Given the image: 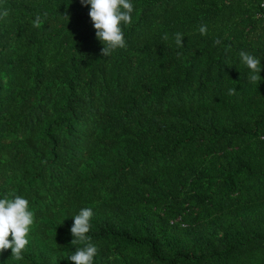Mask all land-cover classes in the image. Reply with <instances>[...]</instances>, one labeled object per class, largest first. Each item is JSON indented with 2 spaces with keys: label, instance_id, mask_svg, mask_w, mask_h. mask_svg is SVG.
<instances>
[{
  "label": "trees",
  "instance_id": "obj_1",
  "mask_svg": "<svg viewBox=\"0 0 264 264\" xmlns=\"http://www.w3.org/2000/svg\"><path fill=\"white\" fill-rule=\"evenodd\" d=\"M131 3L103 57L90 5L0 0V199L34 214L1 264H74L85 207L93 264H264V68L239 56L264 65V0Z\"/></svg>",
  "mask_w": 264,
  "mask_h": 264
},
{
  "label": "clouds",
  "instance_id": "obj_2",
  "mask_svg": "<svg viewBox=\"0 0 264 264\" xmlns=\"http://www.w3.org/2000/svg\"><path fill=\"white\" fill-rule=\"evenodd\" d=\"M82 5H90L89 16L96 30L97 39L104 45L101 49L103 57L112 55L118 48L127 47L123 26L132 22L134 5L131 0H80ZM9 12L5 9L0 17H8ZM68 22L70 16L67 13L61 14ZM40 17L37 16L33 26H40ZM198 31L201 35H207V26L200 25ZM184 34L174 33V41L177 46L183 47ZM168 34L163 36L168 40ZM219 43V41H217ZM241 62L250 70L249 82L259 84L261 81L260 72L264 65L254 55L241 50L239 53ZM231 66L232 64H229ZM236 89L230 88L229 95L235 94ZM94 216L92 208H82L79 214L74 216L71 226V234L74 239L72 245L81 243L84 246L77 248L75 253L67 258L74 264H93L94 257L98 254V248L91 243L87 234L91 228V218ZM34 222V214L29 210V201L22 196H15L13 199L7 197L0 199V264L3 261L2 255L11 249V257L19 260L23 258V251L29 244L30 226ZM9 236L12 238L9 239Z\"/></svg>",
  "mask_w": 264,
  "mask_h": 264
},
{
  "label": "built area",
  "instance_id": "obj_3",
  "mask_svg": "<svg viewBox=\"0 0 264 264\" xmlns=\"http://www.w3.org/2000/svg\"><path fill=\"white\" fill-rule=\"evenodd\" d=\"M263 7H264V3H263ZM263 10H264V8H263Z\"/></svg>",
  "mask_w": 264,
  "mask_h": 264
}]
</instances>
